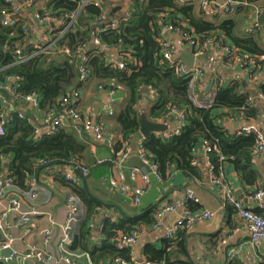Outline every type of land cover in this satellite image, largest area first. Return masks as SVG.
Masks as SVG:
<instances>
[{
  "label": "trees",
  "instance_id": "1",
  "mask_svg": "<svg viewBox=\"0 0 264 264\" xmlns=\"http://www.w3.org/2000/svg\"><path fill=\"white\" fill-rule=\"evenodd\" d=\"M50 5L59 12H73L76 9L75 4L66 0H51ZM6 8L5 0H0V68L11 66L7 74L22 77L19 96L41 95L43 112L58 107L57 101L68 96L79 82L78 61L87 58L84 66L91 72V78L95 77L100 81V88L121 91L128 95L126 104L115 118V126L122 137L115 146L118 153L125 151L128 146L132 147L135 137H139L141 96L143 90H149L155 93V100L148 113L150 120L177 121L180 128V134L169 140L154 135L145 141L146 155L158 165V174L162 180L169 178L173 170L181 171L187 177H194L198 172L195 151L201 145H206L210 150L207 158L213 173H219L229 162L235 166L245 182L254 184L258 180L251 162L259 143L257 135H230L217 121L226 115L225 111L246 121L257 120L262 105L252 101L250 95L237 82H229L218 86L210 107L196 106L189 95V79L179 75L164 60L163 49L158 42L160 34L165 33L164 28L170 24L181 27L201 45L213 39L215 43L232 50L246 62L255 61L257 69L263 68L264 49L258 47L254 40L238 39L235 46H226L221 31L231 35L234 26L227 28L230 23L217 27L207 21L196 4L182 5L180 0H135L129 12V20L120 19L124 21L119 31L100 35L101 42L109 50L116 51L123 57L126 67L120 70L113 67L110 57L99 48L86 52L81 59L76 54L79 48L88 45L97 35V28L105 27L96 23L103 11L89 6L80 14L79 23L84 29L68 32L61 42L72 49L76 55L74 59L70 61L60 56L52 59L40 57L28 64L15 65L13 50L24 34L22 27L9 29L3 26L2 12ZM108 18L114 19L109 15ZM5 46L9 47L8 52H4ZM229 59L231 58L225 57V60ZM260 89L264 100V84ZM174 109L184 113L183 121L177 117H168ZM7 130L6 137L0 138V174L6 173L5 176L13 178L15 185L21 190L28 188L31 177L38 176L45 170L46 166L43 164L70 167L73 162L85 163L81 157L87 151L86 144L78 138L72 127H58L55 135L36 139L34 124L29 117L15 118ZM5 159L10 160L7 169L4 167ZM72 188L86 214L84 222L79 224L81 230L74 234L72 249L81 248L88 252L93 264L104 261L114 264L117 259L129 262L130 249H118L117 241L122 235H132L144 227L156 226L160 207L154 204L160 191L152 189L150 196L142 199L140 205L133 210V215H136L134 219L124 218L118 224L112 219L106 220L102 230V234L106 236L105 243L101 247H90L89 221L96 215L97 209L103 207L101 201H105V198L91 192L89 183L88 189L74 185ZM254 195L255 193L252 194ZM193 206L189 202L192 210ZM1 242L3 240L0 236ZM210 243L212 247H216L219 240L212 236ZM167 245L172 247L171 242ZM150 252L149 249L146 251V262L151 264H188L182 261L169 262L165 251H153V254H149Z\"/></svg>",
  "mask_w": 264,
  "mask_h": 264
},
{
  "label": "crops",
  "instance_id": "2",
  "mask_svg": "<svg viewBox=\"0 0 264 264\" xmlns=\"http://www.w3.org/2000/svg\"><path fill=\"white\" fill-rule=\"evenodd\" d=\"M102 1L104 11L109 16L114 19L126 18L129 20V12L135 0ZM243 1L245 3L235 7L230 14L206 19L217 27H220L225 23H230L227 28L234 26V28L231 29V35L225 31H221L225 37L224 42L227 44L223 43L224 45L235 46V41L238 39H252L256 42L258 47L264 49V23H260L264 17V0ZM68 2L71 3L70 1ZM50 3L51 0H37L35 7L26 9L19 17V22L15 28L22 27V33L24 29L31 31L28 41L29 44L24 50L28 55L35 53L32 49L33 43L38 42L40 45H43V41H41L43 37H48L53 40L55 36L53 29L49 28V25H39L35 20V13L37 12H51L56 14H61L63 12L55 11L54 6L50 5ZM80 18L81 17L79 16V20ZM256 24L262 25V29L257 30L254 34H248L246 30ZM83 29V26L80 25V28L74 31H80ZM164 32H166L165 28ZM98 36L100 37L98 34L95 37ZM168 38L176 48L175 58L183 60L182 56L184 52L189 49L182 43V40L178 35L168 34ZM92 41H90L89 44ZM69 50L71 51L70 55L67 53L55 54V52H51L50 54L33 57L25 64L40 57L52 59L60 56L70 59L71 61L76 55L72 52L70 47ZM224 50L225 49L222 46H220V49H213V52L216 51L214 62H208L207 59L196 61V67L201 68L205 76L198 84L191 83L192 81H190V98L196 106L210 107L214 102L220 84L226 85L229 82H237L241 89L250 95L252 101L262 105L261 114L257 120L250 122L240 116L230 115L225 111L226 115L220 118L217 121V124L223 127V129L230 135L240 134L242 129L253 126L257 129L259 135L264 138V135H261L264 134V100L260 89V86L264 84V67L258 69L255 67L227 68L224 65L226 57ZM104 52L110 57L113 65L117 64L123 58L118 52L109 50L107 47ZM76 54H78L77 56L81 59L82 54L79 53L78 50ZM83 59L82 61H78L79 64L77 69L80 67ZM15 65L21 64L15 63ZM10 67L11 66H5L0 68L1 86H4L3 84L9 77L20 78L16 82H11L13 87L18 84V93V89L23 79L19 75H8L7 72L12 68ZM221 80H225L226 83L222 84ZM79 83H82L80 82V79L74 88L75 91L80 93V100L77 104L79 111L93 122L103 124L106 127L110 138L107 139L105 143H98L92 134H86L85 136L77 135L81 141H84L87 147L86 153L83 154L81 158L91 169V173L88 176H83L78 171H72L67 166L60 167L65 169L66 173H75L78 183L74 184V186L88 189L89 183L91 192L101 197L102 195L104 196L105 201H101L103 207L97 209L96 215L90 219L88 225V230L90 232V240L88 243L90 247H101L106 241V236L102 234L106 220L112 219L114 223L118 224L124 218L134 219L136 217V215H133V210L137 208L136 206L121 197L111 196L104 188L103 181L105 178L110 177L115 173L114 167L109 164L96 166L97 159H114L121 154V152L118 153V150L115 147L117 142L122 140L120 132L115 126V118L126 104L128 95L121 91H115L116 94L112 97L110 90L100 88L101 83L95 77H89L87 81L80 85ZM143 91L139 106L140 118L142 115H146L150 120L148 113L155 100V93L149 90ZM33 95L38 97L39 108H33L27 103L25 101L27 96H20V100L16 101L18 102L16 105L19 111L24 113V118L30 117L35 130L37 127L43 126L44 123L48 122V120H45L44 115L48 114L50 109L43 112L41 110L43 97L37 94ZM59 102L60 100L57 101V103ZM57 108L58 107L54 109ZM154 123L165 125L166 132L164 133H172L179 127L177 126V121H159ZM63 128H69V126L66 125ZM157 135L158 133L155 134L156 137ZM110 139H113L112 143H108L111 141ZM141 141L145 144V141L147 140H145L139 132V137L136 136L132 142V148L135 149ZM207 154L206 145L197 147L195 155L197 158L196 163L198 172L194 177H187L178 170H173L169 175V178L164 180L161 179L162 181L160 182L154 176H151L152 186L146 196L150 194L152 189L159 190L160 195L156 199L154 206H159V210L170 206L173 207L174 210L165 214L163 224L160 227H144L137 231L140 235L137 244L130 248L131 258L128 260L129 264H145L146 261H148V255L146 254L148 249L151 251L149 254H153V251H165L168 255V261L172 263L182 261L188 264H225V248L227 246H235L234 249L229 251L228 264H264V244L260 243L257 246L252 244L249 233L243 228L242 221L238 216L236 209L226 202L220 193V189L212 183L213 171L211 164L208 162ZM136 158H138V156L136 152H134L124 166V171L126 172L127 177H129L131 170L134 168L133 165ZM251 162L258 176V180H256L254 184L245 182L235 166L229 162L226 163L223 168L225 180L237 200L242 201L246 206L252 208L254 212L264 217V151L260 155H255L254 153ZM7 163L10 166L9 159L4 160V167L6 169L8 168L5 166ZM5 174L6 173H1L0 175ZM38 180L40 185V196L35 204V208L37 211L43 213V215L35 218L37 230L27 234L28 228L19 225L20 217L17 214L12 216L9 219V223L12 227L9 233L13 238L11 250L17 251L19 256L8 262H6L5 259H9L10 257L3 256V259L0 260V264H37L34 260H26L23 257L30 247H36L53 255L57 259L53 264H65L58 260L60 258L58 245L61 238V230L59 226L63 225L67 220L69 213L68 206L71 203L72 198L77 199L83 211V215L80 217L79 222L75 227L74 234H76L78 230H81L79 224L84 222L86 214L83 204H81L79 198L75 196L73 192V184L67 182L61 175L46 170H43L41 174L38 175ZM128 182L131 183L130 178H128ZM188 190H191L194 193L195 197L199 200L198 203L187 201ZM259 190L263 192V196L258 200H250L252 194H257ZM8 198L9 196H6L3 204H0V216L3 207L8 203ZM158 201H160V203L157 205ZM188 202L194 205V210L189 207ZM31 209L30 205L24 203V211ZM188 210L195 214L203 211H210L214 213L216 217L212 220L196 224L191 230L180 231L174 241H169L167 238L168 233L179 224ZM139 215H141V213ZM51 220L55 222V226H52ZM46 232L49 233V236L46 235ZM212 236H216L219 240V244L216 247H212L210 243ZM224 241L228 242L223 244ZM168 242L172 243L171 248L168 247ZM71 250L78 255L89 254L81 248L72 249L71 246ZM108 262L109 261H104L101 264H108ZM76 263L93 264V261L89 255V258L79 259Z\"/></svg>",
  "mask_w": 264,
  "mask_h": 264
},
{
  "label": "built area",
  "instance_id": "3",
  "mask_svg": "<svg viewBox=\"0 0 264 264\" xmlns=\"http://www.w3.org/2000/svg\"><path fill=\"white\" fill-rule=\"evenodd\" d=\"M76 5V9L73 12L63 11L61 14L45 12V13H35V20L39 25L50 26L54 31V38L51 40L48 37H43V45L38 42L32 44V49L35 53L28 55L24 52L25 47L29 44L30 30L24 29V37L19 41L15 49L13 50L14 61L17 64H25L29 62L33 57L50 54L51 52L67 53L70 55L71 51L69 47L63 45L61 42L64 37L70 31H74L80 28L79 16L81 12L89 6L101 9L103 13L96 20L98 25L103 24L105 27L97 28V34L101 35L103 33H108L112 31H119L122 27V20L120 19H109L107 13L104 11L102 0H67ZM37 0H5L7 8L2 12V24L6 28H15L19 22V17L26 9H31L36 6ZM182 5H193L196 4L200 10L203 12L205 18H214L217 15H226L233 12L234 8L244 4L243 0H180ZM126 22V21H125ZM262 29V25L256 24L255 26L246 30L248 34H254L257 30ZM165 33H161L158 38L163 49V58L171 66H173L177 73L182 77L185 76L192 81L191 83H199L204 79V72L199 67L188 68L185 65L184 60L176 59V48L170 42L168 34L178 35L182 40V43L190 50L195 61L200 59H207L208 62L215 61V53L213 49H220V45L215 43L213 39L208 40L203 45L197 42L194 37L187 34L181 27H176L174 25L167 24L165 27ZM93 48H99L100 51L106 49V46L101 42L100 37H95L93 41L78 49L79 53L84 55L86 52ZM225 49V48H224ZM9 47H4V52H8ZM226 58H231L225 60L224 65L227 68H251L257 66L255 61H247L230 50L225 49ZM87 58L83 59L79 71L80 82H85L90 77L91 72L84 66ZM113 67H118L120 70L125 69V63L123 59ZM20 78L9 77L7 81L1 86L0 82V138L6 137L8 133L9 124L15 119H24V113L19 111L16 101L20 100V96L17 93L18 84L14 87L11 82H16ZM222 84H225V80H221ZM7 84V85H6ZM6 85V86H5ZM115 91H111V96H115ZM80 100V93L78 91H73L70 95L62 98L59 102L57 109H50L48 114L44 115L47 123L43 126H39L35 129L36 139L43 137H51L55 135V131L58 127H69L74 128L77 135L85 136L86 134H92L98 143H105L110 135L103 124L95 123L91 119L86 118L78 109L77 104ZM25 101L29 103L33 108H39V100L36 95L27 96ZM113 114V113H111ZM261 114V113H260ZM168 117H177L180 121L184 120V113L181 110L174 109ZM180 128L178 127L172 133H159L157 137L164 140H169L172 136L179 135ZM240 134L244 135H257L259 143L258 147L254 150L255 155H260L264 151V138L259 135L257 129L253 126L247 127L240 131ZM111 140V139H110ZM113 139L108 143H112ZM207 148V153H209ZM136 152L138 158L145 165L149 166L151 170L150 175H142L138 169L131 170L129 177H127L124 171L125 164L129 161L131 155ZM111 165L115 169V173L110 177H107L103 181L104 188L111 196H118L125 200L130 201V203L138 207L142 199L148 194L152 182L151 176H154L159 182L161 178L159 177L158 170L159 167L146 155L144 142H139L138 146L133 149L128 146L125 151H123L117 158L114 159H97L96 166L101 165ZM46 166L45 170L52 173H57L61 175L67 182L71 184H77L78 179L75 173H66L65 169L60 166L50 165V163L43 164ZM50 165V166H49ZM72 171H78L83 176H88L91 173L90 167L85 163L73 162L70 167ZM44 170V171H45ZM130 178L131 183L128 182ZM38 176L34 175L29 181V186L26 190H21L15 185V180L11 177L0 175V204H3L6 196H9L8 203L3 207L0 216V236L3 242L0 243V260L3 259L2 252L5 250L12 249L13 238L9 231L11 230V224L9 219L17 214L19 218V225L28 228L27 234L37 230V224L35 221L36 217L42 216L43 213L39 212L35 208V204L40 196V185L38 182ZM212 183L220 189L221 195L224 197L226 202L234 207L240 217L243 228L249 233L250 240L253 245L257 246L260 243L264 244V217L254 213L252 208L246 206L242 201L237 200L225 180L224 170L221 169L219 173H212ZM263 196V192L259 191L257 194L252 196L250 200H258ZM187 201H193L198 203L199 200L195 197L191 190L187 191ZM28 204L32 208L31 210L24 211L23 205ZM189 203V202H188ZM69 213L66 222L60 225L61 238L59 241V262L65 264H77V260L82 258H89V254L78 255L71 250L73 243V235L75 227L79 222L80 217L83 215V211L78 203L77 199L72 198L71 203L68 206ZM173 207H165L159 210L157 214V224L156 227H160L163 224L165 214L167 212L173 211ZM216 215L210 211H203L201 213L195 214L188 210L184 218L179 222V224L168 233L167 238L170 241L176 239L177 234L182 230H191L196 224H200L204 221L212 220ZM52 226H55V222L51 220ZM49 236V233L46 232ZM140 233L136 232L132 235H122L117 241V248L130 249L138 242V237ZM228 241H224L225 244ZM19 253L13 250L12 255L9 259H5L8 262L15 257H18ZM26 260H34L37 264H53L57 259L46 253L44 250L38 249L36 247H30L29 250L23 255ZM114 264H129L122 259H117ZM145 264H151L146 262Z\"/></svg>",
  "mask_w": 264,
  "mask_h": 264
},
{
  "label": "water",
  "instance_id": "4",
  "mask_svg": "<svg viewBox=\"0 0 264 264\" xmlns=\"http://www.w3.org/2000/svg\"><path fill=\"white\" fill-rule=\"evenodd\" d=\"M260 23H262V24L264 23V17ZM182 58L185 62V65L188 68H193V67L197 66L196 61H195L193 55L191 54V52L189 50L184 52ZM139 132L145 140H149L152 136H154L157 133L159 134V133L166 132V127H165V125L154 123V122L150 121L146 115H142L140 118V131ZM261 135H264V134H261ZM5 166L9 167V164L7 163ZM133 166L135 169H138L142 175L147 176V175L151 174V170H150L149 166L142 163V161L138 158L135 159ZM159 203H160V201H158L157 205ZM234 247L233 246H227L225 248V264H228L229 251L234 249ZM12 253H13V250H11V249L5 250L2 252V256L10 257L12 255Z\"/></svg>",
  "mask_w": 264,
  "mask_h": 264
}]
</instances>
